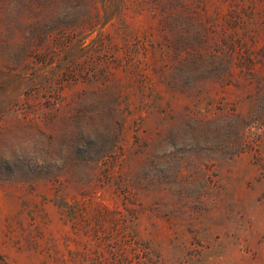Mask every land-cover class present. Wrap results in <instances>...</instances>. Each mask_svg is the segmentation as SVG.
<instances>
[{
  "label": "rangeland",
  "instance_id": "374dc122",
  "mask_svg": "<svg viewBox=\"0 0 264 264\" xmlns=\"http://www.w3.org/2000/svg\"><path fill=\"white\" fill-rule=\"evenodd\" d=\"M10 111L0 264H264V0H0Z\"/></svg>",
  "mask_w": 264,
  "mask_h": 264
},
{
  "label": "clouds",
  "instance_id": "9594fccd",
  "mask_svg": "<svg viewBox=\"0 0 264 264\" xmlns=\"http://www.w3.org/2000/svg\"><path fill=\"white\" fill-rule=\"evenodd\" d=\"M5 120L11 126L3 136H0V159L13 163L16 161H27L36 166L54 165L59 167L63 160L56 151L59 145L53 147L50 138L37 128L19 126L16 122L20 116L16 112H8ZM80 133L87 139L96 141L98 137L108 134V120L103 113L97 109L91 119L81 122Z\"/></svg>",
  "mask_w": 264,
  "mask_h": 264
}]
</instances>
